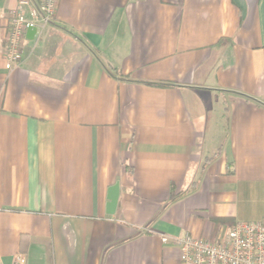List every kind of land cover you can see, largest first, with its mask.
<instances>
[{
    "label": "crops",
    "instance_id": "0c3cea01",
    "mask_svg": "<svg viewBox=\"0 0 264 264\" xmlns=\"http://www.w3.org/2000/svg\"><path fill=\"white\" fill-rule=\"evenodd\" d=\"M17 2L0 264H179L160 234L264 219V0H58L6 70Z\"/></svg>",
    "mask_w": 264,
    "mask_h": 264
},
{
    "label": "built area",
    "instance_id": "2783aa9c",
    "mask_svg": "<svg viewBox=\"0 0 264 264\" xmlns=\"http://www.w3.org/2000/svg\"><path fill=\"white\" fill-rule=\"evenodd\" d=\"M58 0H18L9 12L3 48L4 66L11 70L22 60V39L28 28L39 33L53 18ZM34 34V35H35ZM164 244L179 251V264H264V219L237 221L216 241L189 234H160Z\"/></svg>",
    "mask_w": 264,
    "mask_h": 264
},
{
    "label": "water",
    "instance_id": "95a60500",
    "mask_svg": "<svg viewBox=\"0 0 264 264\" xmlns=\"http://www.w3.org/2000/svg\"><path fill=\"white\" fill-rule=\"evenodd\" d=\"M35 28H28L26 30V37L32 39L35 34ZM119 188L118 183L113 184L108 190L107 196V213L112 214L116 208L117 200H118Z\"/></svg>",
    "mask_w": 264,
    "mask_h": 264
},
{
    "label": "trees",
    "instance_id": "16d2710c",
    "mask_svg": "<svg viewBox=\"0 0 264 264\" xmlns=\"http://www.w3.org/2000/svg\"><path fill=\"white\" fill-rule=\"evenodd\" d=\"M156 85H162V84H156ZM246 98H250L249 96H245ZM171 200H173L174 198H173V195L171 196V198H170Z\"/></svg>",
    "mask_w": 264,
    "mask_h": 264
}]
</instances>
